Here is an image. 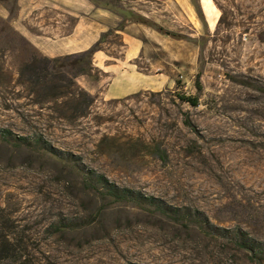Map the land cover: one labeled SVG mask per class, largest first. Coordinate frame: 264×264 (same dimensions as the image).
I'll list each match as a JSON object with an SVG mask.
<instances>
[{"label":"rangeland","instance_id":"rangeland-1","mask_svg":"<svg viewBox=\"0 0 264 264\" xmlns=\"http://www.w3.org/2000/svg\"><path fill=\"white\" fill-rule=\"evenodd\" d=\"M82 1L0 0V264H264V0H211L213 19L199 0H84L109 62L143 21L139 66L173 77L121 98L94 55L82 74L28 38L70 33ZM101 174L154 200L117 201Z\"/></svg>","mask_w":264,"mask_h":264},{"label":"crops","instance_id":"crops-1","mask_svg":"<svg viewBox=\"0 0 264 264\" xmlns=\"http://www.w3.org/2000/svg\"><path fill=\"white\" fill-rule=\"evenodd\" d=\"M144 2H147V0H144ZM165 2L168 4V0H164ZM177 2L180 3L188 16L193 14V4L190 0H174V3ZM76 3H73V6L67 9L78 14L77 23L70 33L56 34L46 32L45 34H30L28 36L30 41L46 55L58 56L87 50L99 38L100 34L106 30L105 27L109 26L110 23H104L99 20L93 21V24H86L87 15L92 12V4L83 0L79 2V5L82 4V6L78 7ZM199 4L204 13L213 19L214 8L211 0H199ZM169 7L170 5H167L166 9H169ZM169 11H172L173 15L179 16L172 8ZM136 13L146 20L149 19V15L143 7L138 9ZM155 16V20H152L154 23H163V18L161 17L164 16L163 14L158 15V17L157 15ZM129 22L124 31L126 47L121 59L109 62V58L103 50L94 53L95 65L109 74L110 79L103 91L106 98L126 97L142 90L162 89L174 83L170 74L163 73L161 70L146 72L139 66V60L146 58L144 41L146 34L143 33L140 27L148 29L149 25L143 21L130 20ZM135 28L140 30L134 32Z\"/></svg>","mask_w":264,"mask_h":264},{"label":"trees","instance_id":"trees-1","mask_svg":"<svg viewBox=\"0 0 264 264\" xmlns=\"http://www.w3.org/2000/svg\"><path fill=\"white\" fill-rule=\"evenodd\" d=\"M154 25H156V23H154ZM121 29L123 28H120V30ZM109 31H111V29ZM109 31L103 32L101 35V38L96 43H94L89 49L75 53L77 56L75 63L80 67V72L82 74L91 75V72L94 68L93 67V55L96 51L102 50L101 41ZM53 60H57V59L54 58ZM188 99L194 104L197 102L196 98H188ZM185 121L188 126L194 127V124L191 121L189 115H187V118ZM1 132L5 138H8L9 134H12V131L8 129L1 130ZM20 138H21L20 140L24 142L28 140L27 137H20ZM158 152H159L161 159H164V160L167 159V152L165 151V149L158 147ZM98 177L99 178L97 180L102 185V187L106 190V194H109L110 196L114 197V199L117 201H140V202L150 201L151 202V200H154L153 196L146 197L144 195H141V193L134 191L131 188H120L115 183L110 182L108 178L102 174L99 175ZM12 246H13V243L10 239V234L4 233L2 235V240L0 242V251H6L7 253H10V251L12 250Z\"/></svg>","mask_w":264,"mask_h":264}]
</instances>
